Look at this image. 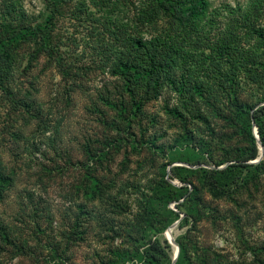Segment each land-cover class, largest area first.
<instances>
[{
	"label": "rangeland",
	"instance_id": "rangeland-1",
	"mask_svg": "<svg viewBox=\"0 0 264 264\" xmlns=\"http://www.w3.org/2000/svg\"><path fill=\"white\" fill-rule=\"evenodd\" d=\"M151 4L0 0V264H264V0Z\"/></svg>",
	"mask_w": 264,
	"mask_h": 264
},
{
	"label": "trees",
	"instance_id": "trees-1",
	"mask_svg": "<svg viewBox=\"0 0 264 264\" xmlns=\"http://www.w3.org/2000/svg\"><path fill=\"white\" fill-rule=\"evenodd\" d=\"M153 2L154 4H151V14L152 15L153 14L159 15L161 12L166 13V10L172 8L173 10L175 9L174 11H176V13H180L179 19L181 21L187 20L188 22H192V23L195 22L198 18H200L202 14H204L205 6L207 5V0H202L201 3H198L196 0H190V3L188 5H184L181 1H178V0H153ZM25 22L23 23L24 30L25 28H27L25 27ZM33 30H35V28H33ZM134 45L136 47V50H139L141 52L143 51L147 52V47H146L147 43H145L143 40L138 38V40L134 41ZM9 56H10V51H7L6 49L0 51V61L2 60L3 63L6 62V66H9L12 64V60L8 58ZM1 67L2 65L0 64V68ZM143 72L144 71H142V73ZM259 132H260V129H259ZM251 138L254 140L253 134H251ZM261 138L263 139L262 136ZM257 150H258L257 145L254 143L252 153L246 158H244V160L256 157V155L258 154Z\"/></svg>",
	"mask_w": 264,
	"mask_h": 264
},
{
	"label": "water",
	"instance_id": "water-1",
	"mask_svg": "<svg viewBox=\"0 0 264 264\" xmlns=\"http://www.w3.org/2000/svg\"><path fill=\"white\" fill-rule=\"evenodd\" d=\"M254 133H255V136L257 137V139H258V143L260 144V146H262L261 145V142L259 141V138H258V134H257V132H256V129H254ZM170 229V228H169ZM172 242L174 241L173 240V238L171 239V238H169ZM178 252H179V249H178V246H176V254H175V256H174V262H175V260H176V258H177V256H178Z\"/></svg>",
	"mask_w": 264,
	"mask_h": 264
},
{
	"label": "bare ground",
	"instance_id": "bare-ground-1",
	"mask_svg": "<svg viewBox=\"0 0 264 264\" xmlns=\"http://www.w3.org/2000/svg\"><path fill=\"white\" fill-rule=\"evenodd\" d=\"M171 231H172V229L167 230V233H166V234H167V236H168L169 238L172 239V238H174V237H172V232H171ZM173 240H174V239H173ZM175 248H176V246H175Z\"/></svg>",
	"mask_w": 264,
	"mask_h": 264
}]
</instances>
